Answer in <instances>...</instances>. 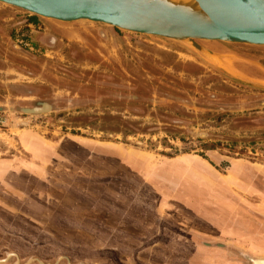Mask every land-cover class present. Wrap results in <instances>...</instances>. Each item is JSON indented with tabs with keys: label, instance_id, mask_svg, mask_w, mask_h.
Returning a JSON list of instances; mask_svg holds the SVG:
<instances>
[{
	"label": "rangeland",
	"instance_id": "obj_1",
	"mask_svg": "<svg viewBox=\"0 0 264 264\" xmlns=\"http://www.w3.org/2000/svg\"><path fill=\"white\" fill-rule=\"evenodd\" d=\"M32 15L0 2V264L264 258V45Z\"/></svg>",
	"mask_w": 264,
	"mask_h": 264
},
{
	"label": "water",
	"instance_id": "obj_2",
	"mask_svg": "<svg viewBox=\"0 0 264 264\" xmlns=\"http://www.w3.org/2000/svg\"><path fill=\"white\" fill-rule=\"evenodd\" d=\"M0 2L46 19L87 20L138 34L189 41L196 48H200L197 40L264 45V0H193V4L170 0Z\"/></svg>",
	"mask_w": 264,
	"mask_h": 264
},
{
	"label": "bare ground",
	"instance_id": "obj_3",
	"mask_svg": "<svg viewBox=\"0 0 264 264\" xmlns=\"http://www.w3.org/2000/svg\"><path fill=\"white\" fill-rule=\"evenodd\" d=\"M173 2H182V3H186V4H193V0H170ZM252 263L251 264H264V258H254L252 259Z\"/></svg>",
	"mask_w": 264,
	"mask_h": 264
},
{
	"label": "trees",
	"instance_id": "obj_4",
	"mask_svg": "<svg viewBox=\"0 0 264 264\" xmlns=\"http://www.w3.org/2000/svg\"><path fill=\"white\" fill-rule=\"evenodd\" d=\"M38 19L37 15L29 16V22L36 23Z\"/></svg>",
	"mask_w": 264,
	"mask_h": 264
},
{
	"label": "crops",
	"instance_id": "obj_5",
	"mask_svg": "<svg viewBox=\"0 0 264 264\" xmlns=\"http://www.w3.org/2000/svg\"><path fill=\"white\" fill-rule=\"evenodd\" d=\"M27 26H28V27H33V28H34V25H32L30 22L27 23ZM36 38H38V36H37Z\"/></svg>",
	"mask_w": 264,
	"mask_h": 264
},
{
	"label": "flooded vegetation",
	"instance_id": "obj_6",
	"mask_svg": "<svg viewBox=\"0 0 264 264\" xmlns=\"http://www.w3.org/2000/svg\"><path fill=\"white\" fill-rule=\"evenodd\" d=\"M44 105H47V104H44ZM48 106V105H47Z\"/></svg>",
	"mask_w": 264,
	"mask_h": 264
}]
</instances>
